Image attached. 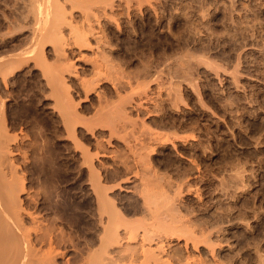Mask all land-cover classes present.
Here are the masks:
<instances>
[{
  "label": "rangeland",
  "instance_id": "obj_1",
  "mask_svg": "<svg viewBox=\"0 0 264 264\" xmlns=\"http://www.w3.org/2000/svg\"><path fill=\"white\" fill-rule=\"evenodd\" d=\"M25 1L27 3H25ZM25 1L0 0V62H8L10 60L12 61L13 58V62L17 58L19 60H16L18 61V64L17 62H11V64H13V67L12 65H8L10 62L7 64L9 69L12 67L10 71L9 69H7L8 71L6 70L8 72L7 74H5L7 75V80L3 77L5 75L2 76L0 74L1 79L2 77L4 78V81L0 79V81H2L0 84V97L5 102L4 107L6 106L5 112L7 111V117H11L7 118V120L9 121H7L8 126L11 128V131L8 132L9 134H11V138L12 136H16V134H20L18 141L22 145V147L25 146L24 148L26 150L23 148V151L25 150L27 154L32 155L34 153H38L40 154L38 155L40 157H43L44 154V158L48 163L46 161L45 163L44 160L41 161L42 158L39 159L40 161L37 162V164L35 165L36 167L34 165L31 166V169L33 171L29 166L30 171L28 172L30 174L34 173L35 171H38L40 173L41 170L39 169H41L42 165H44V168L47 167L46 171L50 170V164L52 163L51 161H55V164L57 163L56 166L58 165V169L57 167H55L57 169H55V173L52 172L53 174L51 175V170L48 173L55 185L58 188L61 187L60 191L64 193V195L66 194L65 198L67 199V201L69 200L68 202L70 203V207H68L67 209V214L69 217L66 222V225L69 224V228H67L71 233H73V235L76 234L77 236H79V239L82 238L81 241L90 243V236H92L90 227H92L93 223L90 220H93L91 216H93L92 213L94 211L92 212V209L94 210L95 206L93 205L94 201L92 199L88 182V173L87 171H83L80 166V151H78L77 147L75 149V146H73V144H75L73 141L74 139L67 135V131L62 124L58 113H55L54 109H57V105L54 104V100L56 99V97L51 95L50 92H48L47 95L46 88H43L44 86L42 85V83H40L41 72L38 67L36 66L37 68H34V62L29 59L28 61L23 60L24 56L19 57L18 55L17 58L15 57L17 54H21L22 51L24 52L25 50H27L28 47L30 48L34 40L32 35L33 31L32 28H30L31 25H33L31 24V20H33L32 15L34 14L32 13L33 11L31 10V12L30 10H28L29 8H27L26 6L31 3V0ZM83 1L86 4L87 0ZM126 1L128 0H112L113 3H111V1L108 2V4L111 3L110 5L106 3L108 6L104 3L107 6L105 12H108H101L102 14L100 13V16L98 15L100 18L97 16L98 18H96L94 22V24L97 26V29L99 26V30L96 29V31H104L100 32L101 34L98 33L102 38V42H106L108 40L106 43H103L105 45L102 44L104 52L102 51L101 56H99V53L101 52L100 50L103 49L97 46V44H99L98 41L95 40L94 35H91L90 33L91 43H88L90 44V47L86 43V46L84 45L85 48L83 47L81 51L82 54H85L81 55L80 52L76 50L74 51V54L73 52H70L69 56L72 58L71 61H74L73 63L75 64V67L77 68L81 78L83 76L87 77L89 75L90 77L88 76L86 80L87 83L88 81L89 83H92V80L93 84L99 81V83H96V86L94 85V87L96 89H101L102 87V90H98L99 92L101 91L100 93L98 92L99 96H102L104 98L105 94H107V96H109V98L107 99H110L111 104L113 103V101H115L116 104L118 97H122L121 94L123 95L125 93L126 95H124V97H129V95L127 94L129 90L127 89L130 88L131 91L132 89H134L132 91L134 93V95L132 93L133 96H137V92L138 95L142 94V97L146 101H144V99L142 98L141 102L143 104L137 105L138 107L135 106L136 108L133 111L134 114H131L133 117L132 120H134L135 117H139L141 115V118H139L144 121V123L146 121L145 125L148 124L149 126H145L144 123L142 124L139 118H136V122L139 120L136 123L137 125L135 124L136 127L132 123L131 126L129 125L127 127L128 129H123L125 133H123V131L120 132L122 136H119L118 133V136L117 134H115V136L112 135L111 138V136L109 137L110 130L108 128L102 129V127L100 128L98 126V133L92 135L90 132L89 134L88 132L85 134V132L87 131V128H85V124L84 127L81 126L82 124H79L77 130L79 132V141L84 146H89L88 148L92 149L96 146L95 139L101 136V141H103L104 147H107L109 149L108 152V149L105 148L107 150L106 154H110H105L104 157L102 156V159H104L105 163L112 164L114 160L113 158H117L114 156L117 154L116 156L120 157L121 155L119 154H121V152H124L126 153V155H123L122 153V156L126 158L130 157L129 161L132 160V163H130L133 165L135 163L134 160L131 159L134 158L132 156L133 153L128 150L129 147L126 148V146H128V144H126V140H130V138H126L128 135L130 137V133L126 131H131L129 129H133V125L134 129L132 130V135L136 133L133 136L142 138L144 134V137L146 138L148 136H150L149 138H151L152 136V141H154L152 142L147 138L149 142H146V138L143 137L145 141H142L143 139L139 138V141L141 139L139 143L146 142V144L148 143L147 145H150L149 143H151V145L155 147H152L154 149L150 147V149L152 150L148 149L150 150L149 152L151 154L147 152L149 154V157H146L147 160L148 158L150 160H144H146L147 164L151 161L149 165L152 166L151 169H153V173L156 171V175L160 174L162 176L164 175L163 177H165L162 178V176L159 175V177H161V180H163L162 182L161 180L160 182L157 180L159 183H162L157 185L163 186H159L157 188H163L161 191H167L166 194L168 193V191L169 193L172 191L170 193L171 196L173 194L176 195L175 192L177 193L176 189L178 185H181L182 187V191L178 188V190L181 191V194L178 192L179 196L176 198V200L173 201V198L175 197L174 195V197L172 198L173 203H180L179 205L174 204L176 205V207L180 206V208L178 207L179 211L176 212V215L179 217V212H181L182 217L184 215H187L184 218H190L201 223L204 222L202 220H205L207 218L209 219V221L207 219L205 221L209 222L210 224L208 223V226H211V228L213 229L216 227L219 228L218 226H220V224H218V226L215 225L219 217L217 223L223 224L220 226L222 231H220V233H223L224 235H220V233H216L215 235L216 241L218 239L217 235L221 238L220 240L218 239L220 243L217 242V245H222H216V254H209L206 248L202 246L199 250H197L198 252L196 250L192 251L189 256L188 253H184L186 250L183 249V251H185L182 252V256L178 257L177 260H180V258L182 257V261H185L184 256L187 254V257H191L190 259L193 260L190 264H194V259H192V257L195 258L197 256L198 260L201 259L200 261H202L203 264H231V261L233 262L232 264H234V262L235 264H264V0H130L131 2L128 1L127 3ZM61 2L62 4H65V2L67 3L66 6L63 4V6L65 7H63L62 10H65V8V11L69 10L68 12H65L67 13V15H69V13L73 12L74 10L73 9L70 11L69 6H73L70 5V2L71 4H75L78 1L61 0ZM80 2H82V0ZM79 3L75 4V7H77L74 10V14L80 15L79 17L76 16V18L79 19L78 22L80 21L79 24H81L84 20L86 21L87 19H83L86 18L85 15L83 16V14L86 12V9L84 11V4L82 3L83 6H80L84 11V13L81 14L83 11L80 10V12L78 10L80 8ZM13 4L15 6H13ZM17 5L19 7H17ZM12 6L13 9H11ZM26 13H32L30 14V17L32 19L29 17V19H26ZM70 15H73V13H71ZM4 16L5 19H3ZM6 16L10 20L7 19ZM22 16H24L25 18ZM74 16L75 15H73V17ZM12 17H14L13 19L20 17L19 19L22 25L16 24L19 22V19L17 18L14 21ZM82 19L83 21H81ZM93 19H95V17ZM98 20L100 21L97 22ZM75 21L76 19H74V22ZM85 21L83 24L86 23L87 25L88 23L87 21ZM78 22H76L75 24L81 26L78 24ZM96 23H99V25H97ZM25 24H28L29 27L27 25L25 28ZM118 24L119 28L117 27ZM23 25L24 27L22 28ZM102 33H104V35ZM102 36H104L105 38H103ZM92 37H94V39ZM46 48L51 53L49 54V56L50 62L52 63L54 62V52L50 46H47ZM90 56L92 58H90ZM21 58L23 62L25 61L24 65H22L23 62ZM87 58L90 59V62ZM91 59L92 62H94V60H97L100 63L102 60L104 63L109 62L107 64L112 65L110 66V68L114 67V74H117V78L114 74H112L114 75V77H112V75H108L109 78H107V72L105 73L107 77L105 75H101L100 78V75H98L97 77L96 73H92L93 69L91 66ZM103 62L101 64H103ZM20 63L21 67H19ZM111 63H113L114 65ZM2 65L5 66L6 63H3ZM103 65L105 67V64ZM28 66L30 67V69H28ZM108 70L111 74V70ZM79 75L78 77H73L72 80L69 81V84L71 86L70 91L72 92L71 95H73V98H76L75 100L78 99L81 101H79V104L81 103L79 106H81L83 109H81L82 114H85L89 117L92 116L91 114H95V107L98 106L99 108L100 105L98 102L100 101V98L99 96L97 97V90L93 87L92 84H90L91 87H93L96 91L90 89V91L87 92L89 88H87L88 90H86V87L89 86H87L86 84V87L84 89V84L82 83L84 82L85 78L81 83L82 80L79 81ZM91 76H93V78ZM103 76L106 78H104ZM110 77H112V79H118L119 77L120 79L122 78V80L125 79L129 82L131 80V86L133 85L132 87H135L136 89L138 87L137 92L135 88H132L130 86L128 88H122L120 87V85L117 87V84H114L115 79L112 80ZM78 82L81 83L82 87ZM113 84L118 89H121L115 90L116 87H114ZM175 85H177V88ZM82 88L86 90V92ZM122 89L123 91H121ZM125 90L127 91L125 92ZM116 91L120 92L119 96ZM139 91L145 93H140ZM85 93H88L87 97ZM101 93L105 94L101 95ZM177 94L180 95V98L177 97ZM107 96H105V98ZM134 98L136 97H132V99L130 97L128 98L130 101H132V103L129 102L130 104H133V102L136 101V99ZM170 98L171 100L173 99V102L170 100ZM124 99L127 100V98ZM117 103L122 104L120 100ZM135 103L136 102H134V104ZM52 104H54L55 108L52 106ZM79 106L78 109L81 108ZM174 106L177 107L175 108ZM10 120L11 122L13 121V123H11ZM10 123L12 124V126L10 125ZM9 127L7 128L8 130L10 129ZM146 127H153L154 129L157 128V130H155L156 132H154L153 128H151L152 130H147ZM135 128L136 132L134 131ZM20 129H23L22 133H20ZM141 130H143L144 133L143 131L141 132ZM97 131L95 130V132ZM102 131L105 132L103 133ZM163 132H165V134ZM176 132L179 134L177 135ZM157 133L159 138L165 140V142L163 141L164 143L157 138ZM162 133L165 136L161 135ZM188 133L190 134L189 138L188 136L186 137ZM123 134L125 135V137H123ZM191 134H193V136ZM27 135L29 136V138ZM65 135L69 136L70 138L66 137ZM179 135L180 137H178ZM153 136H156V139ZM174 136L176 139L174 138ZM21 137H24V139L22 140ZM107 137L111 139L109 140L108 138L107 140ZM122 137L126 139L123 140ZM167 137L170 138V141L169 139H165ZM105 138L111 143L106 144L105 142L107 141L105 140ZM98 139H100V137ZM133 139H131V141H133ZM157 139L159 142L157 141ZM155 140L157 142H155ZM167 140L169 143L167 142ZM134 143L137 144L138 141L136 140V142H132L131 145H133ZM112 144L114 145V147ZM153 144H157L158 146H155ZM112 149H114L115 151ZM111 152L115 153L112 154ZM51 156L54 158H52ZM106 158L107 161L105 160ZM101 161L103 162V160ZM76 162L80 166L79 169L78 165L76 166ZM136 164L137 163H135L133 167H139L140 164H137L138 166ZM34 168H36V170ZM28 172L27 176L29 178H33L32 175L35 176V173L30 176ZM116 172H110V174H113V177H119L121 175L119 174L120 171L118 172V174ZM161 172H163L164 174H161ZM44 174H46V172L41 173L43 180L47 176ZM185 174L189 176L188 179ZM179 175L186 177L187 180L183 179V181L186 180V182L184 181V183H181V177L179 179ZM236 177L240 178L241 181L239 179V182L236 181ZM177 179H179L178 181L181 184H177ZM134 180L139 179L133 178V181ZM130 181L131 182L128 181L125 189L123 187V189L121 190L118 189L120 191H116L117 200H119L118 203L119 205H123L121 209L124 211L127 210V214L132 212V210L136 212V209H139L141 206L137 204L140 203L139 197H136L138 191L136 189H133L134 186L135 188L141 186V183H136V181L135 183H133L132 179ZM171 181L174 183H172ZM225 181H227L228 183ZM134 184H136L137 186ZM173 185L177 186L176 189ZM171 186L173 188H171ZM169 187L171 190H169ZM232 188L235 190H233ZM173 189H175V192ZM165 191L163 194H165ZM169 193L167 194L166 198L170 197L168 196ZM134 197L136 199H139V201ZM130 199H133V201ZM129 200L132 202H130ZM78 201H82V206L84 207L77 209L74 208V203H80H78ZM134 201L138 206L134 204ZM126 205L127 208L129 207V210L127 208H124V206ZM89 207L91 208V211H89ZM72 213L75 216H73ZM130 214V218L135 215V213L131 216ZM70 215L73 216V218ZM78 215L80 216L79 220H75L74 218H76V216L78 217ZM141 215V213H138V216ZM201 216L205 218H202ZM221 219H223L225 222L223 223V220ZM203 224L205 225V223ZM214 225L216 227H214ZM76 231L78 233H76ZM223 231L226 232L224 233ZM77 236L75 238H77ZM221 236H223V238ZM224 236L231 239H225ZM174 240H172L170 243L173 248L177 243V239L175 238ZM255 247L257 248V250ZM67 251H69L68 254L70 256L74 254L71 249H67ZM205 253L206 255H208V259L205 256ZM220 255L222 256L221 258ZM260 255L262 257H260ZM201 256L202 258H200ZM210 257H213L215 259ZM190 259L187 260L191 261ZM177 260H175L174 263ZM219 260L222 262H220ZM195 261L197 262V260ZM200 261H198L197 264H202L199 263ZM176 264L182 263L177 261Z\"/></svg>",
  "mask_w": 264,
  "mask_h": 264
},
{
  "label": "bare ground",
  "instance_id": "obj_2",
  "mask_svg": "<svg viewBox=\"0 0 264 264\" xmlns=\"http://www.w3.org/2000/svg\"><path fill=\"white\" fill-rule=\"evenodd\" d=\"M75 1H78L75 3V4H78L81 0L80 1L75 0ZM109 1H111V3H113L112 0H109ZM109 1H107V0H87V2L85 4L84 1L82 0V2L79 3V7L83 3L84 6L83 5L82 6L85 7L84 11L86 9V12L84 13V11L82 10L83 8L82 9H81V7L79 9L77 8L79 11L80 10L83 11L81 14L84 13L83 16L85 15L86 18H83V19H87L86 20L88 23L87 25H86V23L83 24L85 21V20L83 21V19L81 20L83 22L81 24H79L80 21L78 22L79 19H77L76 16L79 17L80 15L74 14V10L76 9L77 6L75 7V4H71V2H70V5L71 6L73 5V6L72 7L69 6V9H70V11L74 9L73 12H71V13H73V15H75L74 16L75 18L73 17V15H70L71 13H69V15H67V13H65V12L69 11V10L65 11L66 8H65V10H62V8L65 7L67 3L66 2H65V4L63 3L65 5V6H63L62 2H64V1L61 2V0L60 1L59 0H44V3H43V0H31L30 1L31 5L25 4L27 6V8H29L28 10H30V11L32 10L33 12L32 11L31 12L34 14V15H32L33 20H31L32 21L31 24H33V25H31V27H30V28H32V31H33L32 35H33L34 40H33L32 46H30V48L28 47L29 49L27 48V50H25L24 52L22 51L23 54L21 52V54H17L15 57L17 58L18 55H19V57L24 56V58L25 57H27V58H25V59L23 58V60L28 61V59H29V60L33 61L34 62V64H33L34 68L37 66L41 72L40 73L41 74V82L40 83H42V85L44 86L43 88H46L47 95H48V92H50L51 95L56 97V99L55 100L53 99V100L55 101L54 104L57 105V107H56L57 109H54L55 108L54 104H52V106L54 107L53 109H54L55 113L56 112L58 113L59 118L62 121V124L64 125V127L67 131L66 132L67 135H69L72 139H74L73 141L75 144L72 143L73 146H75V149L77 147L78 151H80V154H81L80 155L81 156L80 166H81L83 171H85V172L87 171V173H88V174L87 173H85V174H87L89 177L88 178L89 181L88 180L87 181L89 182L92 199L94 201V204L93 203L92 204L95 207H94V210L92 209V212L93 211L94 212L93 213L90 212L93 215V216H91V218H93V220L89 219L90 221L93 222V223L91 222L92 227H90L91 228L90 232H92L91 233L92 236L89 235L91 237L90 243H87L86 241H81L82 238L79 239L78 238L79 236H77L76 234L75 235L77 236V238H75L76 236L73 235V233H71L68 230L69 224L66 225L67 219L69 217L67 214V209H68V207H70V203L68 202L69 200L67 201V199L65 198L66 194L64 195V193H62L60 191L61 187L58 188L55 185V183L51 180L50 175L48 173L50 170H51L50 171L51 175L53 174L52 172L55 173V171L58 169V167H57L58 165L56 166L57 163L55 164V161L50 160L52 163L49 162L51 164H50V170H48V171H46L47 165L45 166L46 168H44V165H42L41 169H39V170H41L40 173L38 171L37 172L35 171L34 172L35 174L34 173L30 174L28 172V171H30L31 166H33V165L35 166L37 164V162L40 161L39 159L42 158L41 161L42 160H44V162L46 161L44 158V154H43V157L38 156V155H40L38 153L37 154L34 153L32 155L27 154V152H25V150H26L24 148L25 146L22 147V145L18 141L20 134H16V136H12V138H11V136H10L11 134H9V132H8V131H11V128L8 126L9 121L7 120V118L9 116L7 117V115H6L7 111L5 112V107H6V106L4 107L5 102L0 97L1 98L0 99V264H176L177 261H179L182 264H185V261H186V264H190L193 260L190 259L191 257H187V254L185 255L184 253H188V256H189V254H191L192 251H195V250L197 251L203 246L206 248V250L208 251L209 254H212V255L216 254L215 252L217 251V246L219 245V244L217 245V242L220 243V241H218V239L220 240L221 238L217 235L218 239L216 241L215 235H216V233L217 234L220 233V231H221L220 226L223 225L221 223H217L219 220V217H218V220L216 222L217 224L215 223V225L218 226V224H220V226H218L219 228H217L214 225V227H216L214 229L211 228V226H208L210 223L205 221L207 218L205 220L201 219L202 221H204L201 223L199 221L192 220L190 218H184L187 215H184L182 217L181 212H179L181 215L179 214V217H178L176 215V212L179 211L178 207L180 208V206L176 207V205H174V204H177V202L173 203V201H175L176 198L179 196L178 192L181 194V191H182L181 185H178V187L173 185L175 189L177 187V189H176L177 193L175 192V189H173L177 196L174 195L173 193L172 194L175 197L173 195L170 196V193L172 191L170 193L168 191V193H169L168 196H170V197H168L169 199L166 198V196L168 194V193L166 194L167 191L164 190L166 195L163 194L164 191L163 192L161 191L163 189V188H161L163 185H159V186H161L160 187L161 189L157 188V187H159L157 184H162V183H159L161 180V177H159L160 174L156 175L157 174L156 171L153 173V169H151L152 166L149 165V163L151 161L148 164L146 163L147 157H149L148 155L151 154L149 151L155 148L154 146L151 145V143H149L150 145H147L148 143L146 144V142H149L148 139H150L152 141V136H151V138H149L150 136H148L147 137L148 139H147L146 137H144L145 136L143 134L144 131L141 130V132L143 131V133H142L143 136L141 134L142 138L141 137H139V138L143 139V137H144L148 141L146 140V142L139 143L141 141V139L139 141V138L137 136L136 137L133 136L136 134L135 133L136 128L134 130L135 134L132 135V133H133L132 130L134 129V126L136 127V125H137L136 123L139 121L138 120L136 122V118L138 119L141 116V115L139 117L134 116L135 118H134V120H132V118H133L132 115L134 114L133 111L135 110L136 107H138L137 105L143 104L141 102L142 98H143L142 94L138 95V92H137L138 87H137V89L135 87H132L133 85L131 86V84H130L131 80H130V82L126 81L125 79L122 80V78L121 79L119 78L120 76L118 77V79H120V80L116 79L117 74H114L115 73V71L113 69L114 67H111L114 71L113 72L112 69L110 68V66H112V65L107 64L109 62L104 63L102 60L101 63L103 62V64H105V67H104V65L101 64L100 62H98L97 60L96 61L94 60V62H92V59H91V62H92L91 66H92V69L94 71V72L92 71V73H96L97 77H98V75H100L99 78L101 77V75L106 76V74H105L106 72H107V76L108 75L111 76L112 74H114L116 78L112 79V77H114V75H112V77H110V78L112 80L115 79L114 84H117V87L119 85L122 88L123 87L128 88L130 86V87L136 89L137 96L136 95L133 96L134 93L132 91L134 89H132V91H131V88L127 89V90H129L127 92V94L129 95V97L131 99H132V97H136V98H134V99H136V101H134L136 103L134 104V102H133L134 105L129 103V102L132 103V101H130L128 99L129 97H127V96L124 97V95H126L125 93L123 95L121 94V96H122V97H120L121 99L119 97H118V100L115 99V100H117V102H119V100H120L122 102V104L117 103V102L115 104V101H113V103L111 104L110 99H107V98H109V96H107V94H105V93H104L105 96H107L106 98H105V96H104V98L102 96H99V93L101 91L99 92L98 90L100 88L96 89L94 87V85L96 86V83H99L98 79H97L98 82L93 84V80H92L93 76H91L92 77L91 78L92 83H89V81L87 83L86 80H87V77L89 75L87 77L83 76L81 78V76L78 73L77 68L75 67V64L73 63L74 61L73 62L71 61L72 58L69 56L70 52H73V54H74V51L77 50L78 52H80L81 55H84L85 53L82 54L81 51H82L83 47L85 48V46H86L85 44L87 43V45L90 47V44H88L91 40L90 34L91 35L93 34L95 37V40L98 41L99 44H97V46L100 47L101 49H103V50H100L101 52L99 53L100 54L99 56H101L102 51L104 52V48H103L102 44L105 41L102 42V40H101L102 38L98 34V33L102 32L103 30L100 29L101 30L100 32L96 31L97 26L94 24V22H95L96 18H98L100 16V13L105 12L106 7L111 4V3L108 4ZM128 1H130V0H128ZM128 1H126V3ZM25 3H27V2L25 1ZM104 3L105 4L107 3L108 5L106 4L107 5L106 6ZM29 5L32 7H30ZM13 6H15V5L13 4ZM13 6L11 9H13ZM17 7H19V6L17 5ZM79 11H78V13H79ZM4 12H5V10H4ZM106 12H108V11H106ZM32 13H30V14H32ZM26 14H27L26 19L28 17L31 18L30 14H28V13H26ZM8 16H9V14H8ZM19 16H21V15H19ZM22 17H24V16H22ZM94 17H95V19H93ZM112 17H114V16H112ZM13 18L14 17H12V19ZM3 19H5V16ZM7 19H9V18L7 17ZM16 19H13V20L15 21ZM74 19H76L75 22H74ZM99 21L100 20H98L97 22H99ZM76 22H78V24L81 26H78L77 24H75ZM12 23H13V21H12ZM9 24H8V26H9ZM16 24H18V25L21 24L20 19H19V22ZM27 25L25 24V28ZM97 25H99V23ZM14 26H15V24H14ZM23 27H24V25L22 26V28ZM28 27H29V25H28ZM117 27L119 28V24L117 25ZM16 28H18V27H16ZM19 29H20V27H19ZM97 30H99V26H98ZM67 32H69V33H67ZM7 33H8V31H7ZM102 34L104 35V33H102ZM94 37H92V38L94 39ZM102 37L105 38L104 36H102ZM97 41H96V43H97ZM103 45H105V44H103ZM47 46H50L54 52V62H52V63L50 62V56H49V54H51V53L46 48ZM91 47H92V45H91ZM52 50H50V51H52ZM98 50H99V48H98ZM91 56H92V54H91ZM91 56H90V58H92ZM87 57H88V55H87ZM108 57H109V55H108ZM85 58H86V56H85ZM13 60H14V58H13ZM13 60L12 61L10 60L8 62H3V61L0 62V74L2 76L8 73L7 72L8 71L7 69H9L8 65H10V66L12 65V67H13V64H11V62H13ZM16 60H18V58L15 59V61H14V62H17V64H18L19 60L18 61H16ZM21 60H22V58H21ZM23 60H22V62H23ZM88 60L90 62V59H88ZM25 61L23 62L22 65H24ZM84 61H86V60H84ZM109 61H110V59H109ZM3 63L4 64L6 63V65L5 66L2 65ZM21 63L19 64V67H21L20 66ZM111 64H113V63H111ZM15 65H16V63H15ZM11 68L9 69V71L11 70ZM14 68H15V66H14ZM28 69H30V67ZM108 69L111 70L110 71V72H112L111 74L109 73ZM78 75L80 77L79 81L82 80L81 83L83 82V79L85 78L84 82L82 83V84H84L83 85L84 89H85L86 85L89 86V87H86V90H88L87 88H89V90L87 92H89L90 89L91 90L96 89L97 90L96 93L98 94V95L97 94L96 95H97V97L99 96V98H100V101L98 102L100 105L99 108H98V106L95 107V110H96L95 114L92 112L93 113V114H91L92 116H89V117L85 114H82L81 111L83 109L81 106H79L81 104V103L79 104L80 100H78V99L75 100L76 98H73V95H71L72 92L70 91L71 86L69 84V81L72 80L73 77H78ZM6 76L7 75H5L3 77L6 79L7 78ZM8 76H9V74H8ZM109 76L107 78H109ZM3 77L1 79V76H0V79L2 81H4ZM106 77H104V78H106ZM171 78H172V76H171ZM116 80H118V81H116ZM127 80H128V78H127ZM2 81H0V84ZM81 83H79V84L81 85ZM90 84H92L95 89L93 87H91ZM114 84H113V86L116 87ZM192 84H194V83H192ZM143 86H145V85H143ZM175 86L177 88V85H175ZM81 87H82V85H81ZM117 87L115 90L121 89V88L118 89ZM147 88H150V87H147ZM86 90H84V91L86 92ZM100 90H102V87ZM127 90H125V92ZM121 91H123V89ZM117 93L119 96L120 92H117ZM132 93H133V95H132ZM140 93H145V92H140ZM87 94H86V97H87ZM102 94L103 93H101V95ZM130 95H132V96H130ZM45 96H46V94H45ZM177 97L180 98V95H178ZM122 98H123V100H122ZM124 98H127V100ZM172 98H174V97H172ZM79 99H80V97H79ZM84 99H85V97H84ZM170 100H171V98H170ZM127 101L129 104L127 103ZM144 101H146V100L144 99ZM51 103H53V102H51ZM78 106L81 108L78 109ZM172 106H173V103H172ZM142 107H144V106H142ZM142 107H140V108H142ZM178 107H180V106H178ZM147 109H149V108H147ZM148 113H147V115H148ZM86 117H88V118H86ZM9 118H11V117H9ZM55 120H57V119H55ZM140 121L142 122V124L144 123V121H142L141 119H140ZM10 122H11V120H10ZM11 123H13V121ZM11 123H10V125L12 126ZM132 123L134 125V126L132 125L133 129H129L132 132L128 131V130L126 131V132L130 133V137L128 134H127L128 136L126 137L127 139L130 138V140H126L127 143L126 142L125 143L128 144V146H126V144H125V146H126V148L129 147L128 150L133 153L132 156L134 158H131V159H133L135 163L140 164L139 167H136V166L133 167V165L135 163L132 165L131 164L132 160L129 161L130 157H128V156H127L128 158L123 157L122 153H123V155L124 154L126 155V153H124V152H121V154H119V155H121L120 157L116 156L117 155L116 154L114 156V157H117L116 159L112 157L114 159V160L112 159L113 160L112 164L105 163L104 159H102V156L104 157V155L107 153V150L105 149L107 147H104L103 141H101V136H99L100 139H98L99 137L97 139H95L96 146H95V148H92V149L88 148L89 146L88 147L84 146L79 141L80 139H78L79 138V135H78L79 132L77 130H78L79 124L80 125L82 124L81 125L82 127H84L86 125L87 127L85 126V128H87V131L85 132V134L87 132L89 134V132H90L92 135H94L95 133L96 134L98 133V131H97L98 126L100 128L102 127V129L108 128L110 130L109 137L111 136V138H112V135L115 136V134H117V136H118V133H119V136H122V134H120V132L123 131L124 128H127L129 125L131 126ZM139 124H141V123H139ZM145 124H146V121H145L144 125ZM7 126L10 128L9 130L7 129L8 128ZM145 126H149V125L147 124ZM168 126H169V124H168ZM151 128H153V127H149V128H147V130L151 129ZM171 128H169V129H171ZM22 130L20 129V133H22ZM95 130L97 132H95ZM151 130H149V131H151ZM155 130H157V128L156 129L153 128L154 132H156ZM161 131H163V130H161ZM106 133H107V131H106ZM123 133H125V132L123 131ZM163 133L165 134V132H163ZM163 133L161 135H164ZM178 134L179 133H177V135ZM182 134H181V136H182ZM39 135H40V133H39ZM67 135H65V136L70 138ZM98 135H102V134H98ZM156 135L158 136V133ZM189 135L190 134L188 133V135H186V137L188 136V138H189ZM191 135L193 136V134H191ZM103 136H104V134H103ZM105 136H106V134H105ZM138 136H139V134H138ZM164 136H163V138H164ZM172 136H173V134H172ZM175 136H174V138H175ZM24 137H21V139L23 140ZM109 137H107V140ZM123 137H125L124 134H123ZM178 137H180V135ZM186 137H184V138H186ZM28 138H29V136H28ZM111 138H109V140ZM126 138H123V140H125ZM154 138H153V140H154ZM157 138L160 139L161 142H163V141L165 142V140H163L162 138H159V136ZM21 139H20V141H21ZM131 139H133V141H131ZM158 139H157V141H158ZM165 139H169V141H170V138H168V137ZM36 140H37V138H36ZM105 140H106V138H105ZM136 140L138 141V143L137 144L134 143L133 145H131L132 142H136ZM142 141H145V140L143 139ZM157 141L155 140V142H157ZM152 142H154V141H152ZM167 142H168V140H167ZM105 143L107 144V143H111V142L107 141ZM41 144H43V143H41ZM171 144H172V142H171ZM174 144H175V142H174ZM38 145H40V144H38ZM153 145H155V144H153ZM30 146H32V145H30ZM113 147H114V145H113ZM150 147L151 148L154 147V148L150 149ZM23 148L25 149L24 151H23ZM93 149H95V150H93ZM148 149H150V150H148ZM112 150H114V149H112ZM116 150H117V147H116ZM144 150H145V154H144ZM32 151H33V149H32ZM108 152H109V149H108ZM147 152H149V154ZM113 153H115V152H113ZM108 154H106V155H108ZM144 157H146V158H144ZM52 158H54V157H52ZM135 159H136V161H135ZM144 159H146V160H144ZM101 160H103V162ZM105 160L107 161V158ZM149 160L150 159L148 158L147 161H149ZM144 161L146 164L144 163ZM29 164H31V165H29ZM59 164H60V162H59ZM77 165H78V163L76 164V166ZM29 166H30V169H29ZM80 166L78 165V169L80 168ZM55 167H57V169ZM72 167H74V166H72ZM34 169L36 170V168H34ZM80 171H81V169H80ZM116 171H118V172L120 171L119 174H121V175L119 177H113L112 176L113 174L112 175L110 174V172L114 173ZM27 172L30 176L32 174H34L35 176L32 175L33 178H31V177L29 178L27 176ZM45 172H46V174H44V175H47L48 177L46 176L47 178L45 177V179L43 180L41 173H45ZM118 172H116V173L118 174ZM157 172H159V171H157ZM162 173L163 172H161V174ZM181 175L178 176L179 179L181 177V183L182 182L184 183V181L186 182V180L189 178V176L185 174V176H187V179H186V177L181 176ZM238 175H240V174H238ZM114 176H117V175H114ZM160 176H162V175H160ZM163 176H162V178H165ZM182 177H184V178H182ZM133 178L139 179V180L133 181ZM131 179H132L133 183H135V181H136V183H138V182L141 183V186H139L141 188H139V187L135 188V186L133 188V189H136L138 191V194H136V197L137 196L139 197L140 203H137V204L141 205V206L139 209L137 208L138 210L136 209V212H134L132 210V212H130L132 214H130L128 212L130 214V216L135 213V215L133 216L134 218L129 217V214L126 213L127 210L124 211L121 209L123 207V205H119V203H118L119 200H117V195H116V193L118 191H120L121 189H123V187H124V189L126 188L128 181L131 182L130 181ZM179 179H177L176 182ZM183 179H186V180L183 181ZM238 179L240 180V178L236 177L235 180L239 182ZM155 180H156V182H155ZM162 180H161V182H162ZM173 181H175V180H173ZM225 182H227V181H225ZM125 183H126V185H125ZM172 183H174V182H172ZM181 183H179V181H178L177 184H181ZM134 185H136V184H134ZM233 185H234V183H233ZM237 185H236V187H237ZM74 186H76V185H74ZM128 186H129V184H128ZM138 188H139V190H138ZM171 188H173V187L171 186ZM178 188L181 189V191L178 190ZM118 189H120V190H118ZM235 189H233V190H235ZM169 190H171L170 187H169ZM183 190H185V189H183ZM188 191H189V189H188ZM225 191H226V189H225ZM183 192H185V191H183ZM118 196H119V194H118ZM126 196H127V194H126ZM129 197H130V195H129ZM132 197H133V195H132ZM172 198H173V201H172ZM70 199H71V197H70ZM84 199H85V197H84ZM139 199H136V200L139 201ZM130 200L133 201V199H130ZM129 201H127V202H129ZM132 201H130V202H132ZM78 203L79 204L74 203V205L72 203L71 204L76 209L84 207V206H82V201H78ZM131 204H133V203H131ZM134 204L136 205L135 201H134ZM179 204L180 203H178L177 205H179ZM138 205H136V206H138ZM90 207H89V209H90L89 211H91ZM132 207H133V205H132ZM124 208L126 209L127 205L124 206ZM127 209L129 210V207ZM187 209H188V206H187ZM73 213H72V215H73ZM138 213H141L142 215L138 216ZM73 216H75V215H73ZM73 216H71V217L73 218ZM204 216H206V215H204ZM79 218H80V216L78 215V217L76 216V218H74V219L79 220ZM202 218H205V217H202ZM83 220H84V218H83ZM207 220L209 221V219H207ZM221 220H223V219H221ZM222 222L224 223L225 221L223 220ZM229 222H227V223H229ZM69 223H70V220H69ZM203 223H205V225ZM206 223H207V226H206ZM85 229H83V230H85ZM222 229H224V228H222ZM76 233H78V232L76 231ZM221 234H223V233H220V235ZM228 234H227V236H228ZM221 237L223 238V236H221ZM175 238L177 239V243L175 244V247L173 248L170 243ZM224 238L225 239H231V238H226L225 236H224ZM223 240H221V241H223ZM174 242H175V240H174ZM172 244H173V242H172ZM67 249H71L74 252V254H72V256L74 255L73 257L68 254L69 251H67ZM183 249H185L186 251L184 250L185 251L184 252ZM258 249H259V247H258ZM256 250H257V248H256ZM182 252H184L183 254L185 256L184 255L183 256L185 257V259H184L185 261H182V257L180 258V260H177L178 257L182 256L181 255ZM235 253H237V252H235ZM194 254H195V252H194ZM223 255H224V253H223ZM233 255H235V254H233ZM236 255H238V254H236ZM205 256L207 257L208 255H206V253H205ZM186 257H187V259H190L191 261L187 260ZM194 257H195V255H194ZM221 257L222 256L220 255V258ZM260 257H262V256L260 255ZM200 258H202V256ZM210 258H213V257H210ZM232 258H234V257H232ZM192 259H194V264H197V262L201 260V259L198 260V256L195 258L192 257ZM207 259H208V257H207ZM213 259H215V258H213ZM175 260H177V261L174 263ZM195 260H197V262ZM240 260H242V259H240ZM206 262H207V260H206ZM220 262H222V261H220ZM199 263H202V261H200ZM215 263H216V260H215ZM232 263L233 262L231 261V264ZM217 264H219V263H217ZM222 264H224V263H222ZM234 264H235V262H234Z\"/></svg>",
  "mask_w": 264,
  "mask_h": 264
}]
</instances>
